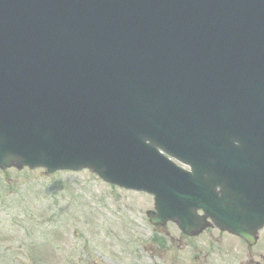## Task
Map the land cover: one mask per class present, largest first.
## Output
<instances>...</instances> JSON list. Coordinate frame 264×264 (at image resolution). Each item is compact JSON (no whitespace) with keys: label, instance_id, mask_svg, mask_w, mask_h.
I'll use <instances>...</instances> for the list:
<instances>
[{"label":"water","instance_id":"water-1","mask_svg":"<svg viewBox=\"0 0 264 264\" xmlns=\"http://www.w3.org/2000/svg\"><path fill=\"white\" fill-rule=\"evenodd\" d=\"M13 163L89 167L153 193L154 222L185 228L201 208L197 230L209 216L253 243L264 0H0V168Z\"/></svg>","mask_w":264,"mask_h":264},{"label":"rangeland","instance_id":"rangeland-1","mask_svg":"<svg viewBox=\"0 0 264 264\" xmlns=\"http://www.w3.org/2000/svg\"><path fill=\"white\" fill-rule=\"evenodd\" d=\"M150 206L151 196L111 186L90 170L8 167L0 171V264H165L170 252L160 251L151 234L178 233L173 226L167 234L150 228ZM207 231L198 249L209 239L214 264H264V228L251 248Z\"/></svg>","mask_w":264,"mask_h":264},{"label":"flooded vegetation","instance_id":"flooded-vegetation-1","mask_svg":"<svg viewBox=\"0 0 264 264\" xmlns=\"http://www.w3.org/2000/svg\"><path fill=\"white\" fill-rule=\"evenodd\" d=\"M171 226H174V225L173 224H170V223H166V225H164L162 227V229H161V231H163V234L164 233L167 234L169 232V228ZM179 235H180V237H178L177 239L176 238L173 239L172 237H170L171 238L170 239L171 240L170 243L177 240L179 242H182V244L184 246H181V245L180 246H176L179 250L173 251L172 252V257L175 258V259H178L179 258V255L182 252H189V253H186L185 255L182 256L183 262L185 264H197L198 263V252H197V248L198 247L196 246L195 238H197L199 236L198 235H195V236L188 237V235L184 236L181 233ZM173 245L174 244H172V245L169 244V246H171V247ZM207 246H209V244H207ZM208 251L209 250H207L206 255L204 256V261L208 257ZM210 252H212V250H210Z\"/></svg>","mask_w":264,"mask_h":264}]
</instances>
